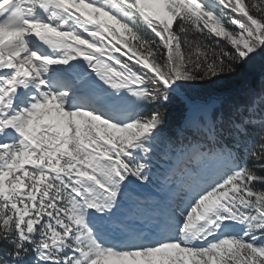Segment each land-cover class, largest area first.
<instances>
[{
    "label": "snow or ice",
    "instance_id": "1",
    "mask_svg": "<svg viewBox=\"0 0 264 264\" xmlns=\"http://www.w3.org/2000/svg\"><path fill=\"white\" fill-rule=\"evenodd\" d=\"M257 57L264 0H0V264H264V77L182 95Z\"/></svg>",
    "mask_w": 264,
    "mask_h": 264
},
{
    "label": "trees",
    "instance_id": "2",
    "mask_svg": "<svg viewBox=\"0 0 264 264\" xmlns=\"http://www.w3.org/2000/svg\"><path fill=\"white\" fill-rule=\"evenodd\" d=\"M262 77H264V57H257L239 76L218 80L215 83H208L202 87H189L182 90V95L187 94L190 96L207 97L218 94H233L245 85L258 89ZM181 115L182 108L179 100H174L173 103L168 106V127L166 128V134H171L175 131L181 119ZM160 162L165 163L163 160Z\"/></svg>",
    "mask_w": 264,
    "mask_h": 264
}]
</instances>
